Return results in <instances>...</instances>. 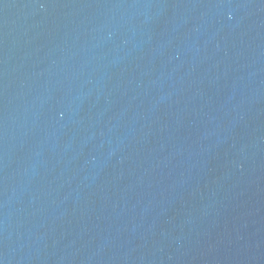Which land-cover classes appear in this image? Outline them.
Masks as SVG:
<instances>
[{
	"label": "water",
	"instance_id": "1",
	"mask_svg": "<svg viewBox=\"0 0 264 264\" xmlns=\"http://www.w3.org/2000/svg\"><path fill=\"white\" fill-rule=\"evenodd\" d=\"M0 264H264V0H0Z\"/></svg>",
	"mask_w": 264,
	"mask_h": 264
}]
</instances>
